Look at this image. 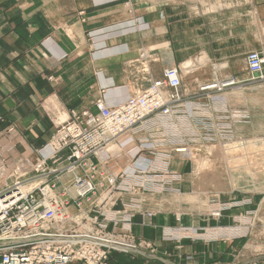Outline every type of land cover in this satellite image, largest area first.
Returning <instances> with one entry per match:
<instances>
[{
  "label": "crops",
  "instance_id": "obj_1",
  "mask_svg": "<svg viewBox=\"0 0 264 264\" xmlns=\"http://www.w3.org/2000/svg\"><path fill=\"white\" fill-rule=\"evenodd\" d=\"M143 51L148 53L143 56ZM251 51L264 55V0H0V143L14 161L20 156L35 158L36 149L56 132L52 112H94L100 97L109 104L121 103L148 87L150 80L162 78L168 66L183 70L180 90L185 101L202 96L204 105L209 106L205 97L221 93L211 88L200 90L199 86L228 77L246 84L241 90L247 94L252 91L246 65ZM191 61L194 68L186 71L183 66ZM250 99L240 105L246 107L250 118L238 131L246 134L249 128L250 135H259L264 133V104ZM186 127H177L182 136ZM148 134L123 137L107 166L98 164L99 169L118 175L131 167ZM146 155L142 153L139 161ZM156 165L164 171L162 164ZM170 166L183 175L174 181L182 193L157 195L150 203L156 211L153 217L137 214L133 218L135 236L151 240L160 254L169 249L175 256L180 252L193 257L189 263L173 257L177 264H205L216 257L222 264L247 263L252 253L243 240L168 243L162 229L179 224L195 229L232 226L240 213L264 209L257 205L263 203L259 195L223 193L221 201L250 198L252 203H229L223 207L222 217L213 220L208 215L213 207L209 194L201 197L195 193L191 185L194 172L188 162L175 155ZM74 177L65 173L60 179L52 178L55 192L76 215L80 212L78 199L69 184ZM100 179L97 176L95 182ZM205 183L203 190L208 187ZM115 196L120 197L116 208L132 198L128 192ZM92 208L91 203L81 204L83 210ZM258 258L264 262V255Z\"/></svg>",
  "mask_w": 264,
  "mask_h": 264
},
{
  "label": "built area",
  "instance_id": "obj_2",
  "mask_svg": "<svg viewBox=\"0 0 264 264\" xmlns=\"http://www.w3.org/2000/svg\"><path fill=\"white\" fill-rule=\"evenodd\" d=\"M246 63L253 79L264 80L262 52L248 53ZM181 84V70L168 66L162 78L151 80L148 87L121 103L109 104L105 98H99L95 104L97 112L72 111L70 117L56 123L57 132L42 148L39 159H20L12 171L0 151V264H108L112 251H140L155 256L147 252H153L151 243L137 241L131 233L130 203L116 208L120 197L115 193H130L142 185L147 187L148 175L156 172L153 173L148 161H136L118 175L105 173L98 164L107 166L114 147L122 145L123 137L144 130L154 133L159 124L170 127L172 133L178 131L177 127L188 126L185 135L177 133L171 142V150L183 159H192L191 144L202 143L203 139L225 146L227 155V144L233 140L228 139L227 125L222 121L215 126L207 116V122L202 121L207 132L205 137L195 138L190 132L191 107L183 104V95L179 93ZM219 84L203 85L201 90ZM233 84L235 79L231 77L219 86ZM207 107L203 105L202 111H208ZM182 115L186 118H174ZM216 132L218 136L213 135ZM143 142L157 150V143L148 139ZM159 142L163 145L164 140ZM250 154L252 158L260 155L258 151ZM167 168L164 166V172H168ZM65 173L75 176L71 189L80 208L76 215L68 211V202L55 192L56 182L52 177L60 179ZM175 175L174 179H179L180 175ZM97 176L101 179L95 182ZM96 194L98 199L91 203L93 208L81 209V199L91 200V195ZM136 207L140 209L141 205ZM167 237L175 236L170 232ZM245 264L263 263L254 260Z\"/></svg>",
  "mask_w": 264,
  "mask_h": 264
},
{
  "label": "rangeland",
  "instance_id": "obj_3",
  "mask_svg": "<svg viewBox=\"0 0 264 264\" xmlns=\"http://www.w3.org/2000/svg\"><path fill=\"white\" fill-rule=\"evenodd\" d=\"M137 24H139V22ZM146 52L143 51L142 55H146ZM192 68H194V66H192L191 69ZM180 70L182 77L183 70L181 68ZM189 70L190 68L186 71ZM229 78L231 77L220 81L219 79H217V81L215 80L212 83H220L219 85H221ZM250 79V81L252 82L250 85H248V87H250L252 91L247 92V94L244 92V89L241 90L242 88L247 87L246 84H243L237 79H235V84L233 85H218L214 88H211L218 90V93L221 94L219 96L208 95L205 97L208 102L210 101L209 107H207L208 111H202V107L204 105L202 96L191 97V99L189 98V101L183 100V104L191 107V110L188 112V114H190L189 118L192 122L190 132H193V136L195 138L205 137V134L207 132L202 121L205 120L203 122L206 123L207 116H210L211 124H215V126H218V121H222L223 123H225V125H227V136L230 137L228 139L233 140V142H229V144H227V146L229 145L228 148L226 147L228 153L227 155L224 154V152H226V150L224 149L225 146L222 147V145L217 144V142H210L203 139L201 140L202 143L191 144L192 148L194 149L193 158L183 159L178 152H176L175 150H171L173 149V145H171L173 136L177 135V133L179 135H182L180 128L178 129V131L172 133L173 131L172 129H170V127L159 124V126L155 127L156 132L151 133L147 131L149 134L148 138L146 139H148V141L151 143H157V150H153L152 147L146 145V143L143 142L146 140L144 139L140 143V150L135 153L134 160L131 162V166H134V162L140 160V156L142 155V153L147 154V157H144V161H148L150 163L151 168H153V173L156 172V174L148 175L150 177V183H148L147 187L142 185L141 187L136 188L135 190H132L130 192L132 196L130 202L132 213L131 233L134 236L135 234L133 231V218L137 214H141L144 218L147 219L153 217L156 214V211L154 210V206H151L152 204L150 203L154 202V199L157 195H179L182 193L180 189L174 187V181L182 179L183 175L178 174V172L173 171L170 168L171 160L175 155H177L184 161H187L188 165L191 168V173L194 172V175H191V185L193 186L194 184L193 189L194 191H196L195 193H198L197 195L199 196L203 194H209L208 200L209 203L213 205V207L208 209V215L213 220H218L222 217L223 212L226 209H224L223 207L227 206L229 203H252V200L250 198H245L240 201L234 199L227 202L221 201L220 195L222 196L223 193H226V195L228 196L236 193L244 194L247 196L259 195V197L261 198L259 199L262 200L263 203H258L257 205L260 204V206L262 205L264 207V158L260 159L263 156L264 152V142L262 141L264 140V133H260L259 135H250L249 128L246 129V134L240 133L238 131L240 125L245 123L250 118V113L246 109V107L240 105L243 103L245 104L246 101L250 102V98H255V102L257 100V103L259 105L264 104V80L253 79L252 75ZM201 87L202 85L199 86L200 90ZM179 93L182 94L183 92L179 89ZM72 111L68 112L56 110L52 112L51 115L53 118V124L56 126L57 122L63 121L62 116H65L66 120L68 117H70ZM94 112H97V109ZM56 132L51 137L49 142L54 138ZM141 132H146V130ZM213 135L218 136V133L216 132ZM256 138H258L257 142L255 141ZM160 140H164L163 145H160ZM45 145L36 149L35 153L37 154L35 158H30L29 156H20L19 159L15 161L12 160V157L10 155L6 154L1 143L0 151L5 157V162L9 168V171H12V169L14 168L16 163L20 161V159H30L32 161H36L37 159H39V157L41 156L40 152ZM253 151H258L260 155L257 158L249 157V155H251L250 153ZM153 161L155 162L154 166L151 164ZM156 163L168 167V172L160 171V169L162 168H159ZM175 174L180 175L179 179H174V177L176 176ZM73 181L74 179L72 181L69 180V184H73ZM205 181V185L208 184V190L206 188H204V190L201 188L203 182ZM83 199V201L86 203H96L98 195H91V200H87L86 198ZM83 201H81V203H83ZM139 204L141 205V207L140 209H137L136 206ZM216 213H219V215H216ZM179 215L176 216H178V219L180 220ZM237 218L238 219L235 220L234 225L225 228L210 226L195 229L193 226H184L182 224H179L178 226H170L168 228L163 227L162 237L168 243H173V241L180 242L185 239H190L189 241L205 240L209 242L223 241V239L230 241H233L235 239H238L240 241L243 240V246L245 247V249H248V251L252 253L249 254L250 256L248 255V257H250L248 258L250 261L248 260L247 263L258 260L264 264V262L258 258V256L264 255V209L262 210L261 208L258 211L248 210L240 213ZM251 224L253 226H251ZM249 226L250 228H248ZM170 232L175 236L172 239H168L167 237ZM251 232L255 233L252 234ZM135 239L140 242L151 243V245L153 246V252L149 250H147V252L155 254V256L151 257L146 252L145 254H141L112 251L108 264H177L173 260V257L179 256L180 260L183 261V263H189L191 262L190 259L193 258L187 253L182 254L180 252H178V254L175 256L169 249H165L166 251L163 249V253L160 254L156 245L151 240L145 238L138 239L136 236ZM241 248L242 246L240 245V248H237V252L234 255H237ZM216 258L207 259V262L205 264H222L220 263V261L214 260Z\"/></svg>",
  "mask_w": 264,
  "mask_h": 264
},
{
  "label": "bare ground",
  "instance_id": "obj_4",
  "mask_svg": "<svg viewBox=\"0 0 264 264\" xmlns=\"http://www.w3.org/2000/svg\"><path fill=\"white\" fill-rule=\"evenodd\" d=\"M194 65V63L191 61V63H189V64H186V65H184L183 67H184V69L185 70H187V69H189V68H191L192 66ZM62 120H65V116H62ZM24 189H28V187H24ZM223 209V208H222ZM229 234H230V232H229ZM130 252H132V251H128V252H126V253H130ZM139 253H140V251H138ZM153 256V255H152ZM151 256V257H152ZM154 257V256H153Z\"/></svg>",
  "mask_w": 264,
  "mask_h": 264
}]
</instances>
